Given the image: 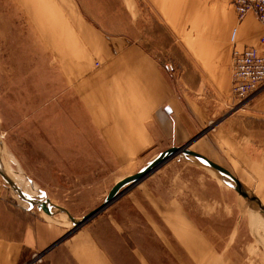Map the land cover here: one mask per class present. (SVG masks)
Returning a JSON list of instances; mask_svg holds the SVG:
<instances>
[{"label": "rangeland", "instance_id": "1", "mask_svg": "<svg viewBox=\"0 0 264 264\" xmlns=\"http://www.w3.org/2000/svg\"><path fill=\"white\" fill-rule=\"evenodd\" d=\"M222 1L0 0V137L12 176L20 181L21 171L82 218L116 183L181 147L152 126L165 91L200 75L180 49L188 29L195 48L208 16L212 31L216 16L220 27L233 22L230 46L233 28L239 44L261 34L248 28L251 19L260 27L253 14L238 33L233 0ZM230 73L232 85V58ZM256 191L264 204V186ZM252 219L261 223L214 172L174 159L79 228L88 234L79 243L90 234L113 264H264V228L256 232ZM64 241L53 247L57 264L95 257Z\"/></svg>", "mask_w": 264, "mask_h": 264}, {"label": "crops", "instance_id": "2", "mask_svg": "<svg viewBox=\"0 0 264 264\" xmlns=\"http://www.w3.org/2000/svg\"><path fill=\"white\" fill-rule=\"evenodd\" d=\"M155 1L158 6V0ZM192 1L186 0L187 3ZM162 2L167 0H160ZM214 19L217 20L214 31L210 29L209 16L202 22L201 28L206 26V29L196 37L202 41L201 46L195 48L193 45V28L191 32L190 29L186 32V46L184 50L180 49L184 51L186 65L195 68L200 75L197 78L176 81V88L180 89L178 92L165 91L160 97L157 109L154 107L155 121L152 128L163 130L160 139L171 136L173 144L178 146L195 139L191 146L196 142L201 144V148L191 150L227 168L255 192L257 187L261 189L264 186V92L252 97L241 108L233 107L230 73L233 46L228 43L233 22L228 21V25L220 27L221 18L216 16ZM243 22H238V33L239 27L245 26ZM248 24L251 33H258L259 29L261 34L259 37L251 35L241 44L236 42L235 48L238 50L257 46L264 33L261 25L256 28L252 19ZM211 38L216 43L210 44ZM155 82L160 86L161 81ZM155 100L154 98L156 103ZM166 109H169V113ZM65 235V230L60 226L48 223L40 215L26 210L0 179V264H30L35 260V255L47 251ZM86 237L88 238V234L79 229L65 239L64 246L78 247L82 244L79 242ZM89 237L90 242L80 247L88 248L94 252L95 257L89 254L84 262L93 264L96 262L94 259L99 258L103 264H113L90 234ZM50 250L45 253L49 254L46 255L47 261L42 264H57V255H53L57 249ZM98 253L104 257H98ZM33 264L41 262L35 261Z\"/></svg>", "mask_w": 264, "mask_h": 264}, {"label": "water", "instance_id": "3", "mask_svg": "<svg viewBox=\"0 0 264 264\" xmlns=\"http://www.w3.org/2000/svg\"><path fill=\"white\" fill-rule=\"evenodd\" d=\"M166 111L169 113V109H166ZM194 140L190 141L189 143H186L181 147L173 146L156 155L137 173L130 175L122 179L118 183H116L109 192V194L107 195V197L105 198L104 203L100 207H98L97 209H95L94 211L90 212L89 214L85 215L82 218H76L67 209L54 205L52 202H50L49 199L46 198L45 193H42L41 191L39 192L35 190L38 194V198H34L27 195V193H25L19 187V185L8 175L9 173L4 168V165L2 163L3 142L1 139H0V178L8 186L9 190L15 194L19 203H21V205L26 210L32 211L35 215H40L48 223H52L58 226H62L61 223H65L69 227L72 226L70 232L66 234L63 238H61L59 241H57V243H55L53 247L64 241L67 237H69L79 228L86 225L95 216H97L106 208H108L111 204H113L115 201H117L119 198L125 195L128 191H130L133 187H135L136 185L144 181L146 178H148L150 175H152L165 163L174 159L180 161L185 160L199 169L213 171L224 186L231 189L243 200H245L252 214L255 215L256 218L259 221H261L264 226V221L262 220V218L264 219V204L261 201V199L257 196V194L253 190H251L248 186H246L239 178H237L227 168L221 166L220 164L211 160L207 156L191 150V144L194 142ZM35 207L36 209H34ZM50 249H48L46 252H48Z\"/></svg>", "mask_w": 264, "mask_h": 264}, {"label": "built area", "instance_id": "4", "mask_svg": "<svg viewBox=\"0 0 264 264\" xmlns=\"http://www.w3.org/2000/svg\"><path fill=\"white\" fill-rule=\"evenodd\" d=\"M233 6L240 20L253 14L264 27V0H233ZM232 41H235V36ZM233 58L232 95L238 105H243L264 86V34L257 46L246 47L241 51L235 49ZM34 257L36 262L42 260L40 255Z\"/></svg>", "mask_w": 264, "mask_h": 264}, {"label": "bare ground", "instance_id": "5", "mask_svg": "<svg viewBox=\"0 0 264 264\" xmlns=\"http://www.w3.org/2000/svg\"><path fill=\"white\" fill-rule=\"evenodd\" d=\"M236 12V11H235ZM236 15H237V20H238V22L239 23H241V22H243L246 18H244L243 20H240L239 19V16H238V14H237V12H236ZM261 25V24H260ZM262 26V25H261ZM262 28H263V30H264V27L262 26ZM264 34V33H263ZM233 36H235V40H236V36H237V28H235V29H233V31H232V33H231V37H230V39H231V43H232V45H233V50H232V72H233V75H232V80H233V76H234V58H233V53H234V50L235 49H237V48H235V44H236V42L235 41H232V38H233ZM262 37V36H261ZM250 47H252V46H250ZM245 49V48H244ZM243 49V50H244ZM241 51V50H240ZM261 90V89H260ZM259 90V91H260ZM258 91V92H259ZM256 94V93H255ZM254 94V95H255ZM231 96H232V98H233V95H232V85H231ZM252 97H254L253 95L243 104V105H238L237 103H236V101L234 100V98H233V101H234V105L236 104V106H245L246 105V103H248L249 102V100L252 98ZM237 108H241V107H237ZM234 109V108H233ZM0 139H1V137H0ZM3 144V143H2ZM4 150H5V147H4ZM2 160V159H1ZM2 163H3V165H4V168L6 169V171L9 173H7L18 185H19V187L25 192V193H27V195H29V196H31V197H34V198H38V194H37V192L35 191V190H37V191H41L42 193H45V195H46V198H47V194H46V192L45 191H43L41 188H39L38 187V185H36L34 182H32L29 178H27V177H25L23 174H21V171H20V178H19V180L20 181H18V179L16 180L15 179V177L14 176H16V175H14V176H12L11 175V173L9 172V170L7 169V165H6V163H5V161L4 160H2ZM209 171H211V170H209ZM211 172H213V171H211ZM17 198V197H16ZM27 207V206H26ZM34 209H36V207L34 208ZM66 216V215H65ZM253 217V216H252ZM67 219V218H66ZM262 220L264 221V219L262 218ZM261 222V221H260ZM251 227H252V229H254V230H256V232H258V231H260V229H262V228H264V226H263V223L261 222L260 224L255 220V219H252L251 220ZM45 253H46V251L45 252H43V253H41L40 254V256H43V255H45ZM35 262V260H33L32 261V263H30V264H33Z\"/></svg>", "mask_w": 264, "mask_h": 264}]
</instances>
